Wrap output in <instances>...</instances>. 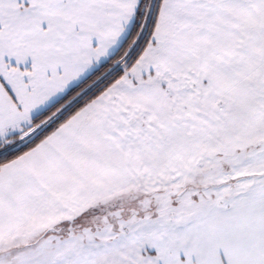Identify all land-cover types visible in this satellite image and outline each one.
Here are the masks:
<instances>
[{"label": "snow or ice", "instance_id": "snow-or-ice-1", "mask_svg": "<svg viewBox=\"0 0 264 264\" xmlns=\"http://www.w3.org/2000/svg\"><path fill=\"white\" fill-rule=\"evenodd\" d=\"M0 264H264V0H0Z\"/></svg>", "mask_w": 264, "mask_h": 264}]
</instances>
